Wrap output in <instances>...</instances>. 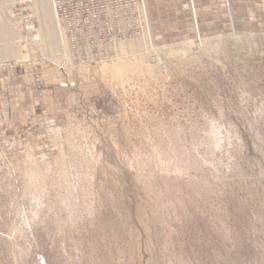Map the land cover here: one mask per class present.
Wrapping results in <instances>:
<instances>
[{"label":"rangeland","instance_id":"obj_1","mask_svg":"<svg viewBox=\"0 0 264 264\" xmlns=\"http://www.w3.org/2000/svg\"><path fill=\"white\" fill-rule=\"evenodd\" d=\"M193 1L198 32L144 0L148 33L104 28L87 63L50 0V34L36 0H0L1 77L36 102L0 129V264H264V0Z\"/></svg>","mask_w":264,"mask_h":264},{"label":"built area","instance_id":"obj_2","mask_svg":"<svg viewBox=\"0 0 264 264\" xmlns=\"http://www.w3.org/2000/svg\"><path fill=\"white\" fill-rule=\"evenodd\" d=\"M50 2L57 28L64 37L63 45L68 51L67 60H80V57H83L85 62H91L93 56L88 53L89 45H87L86 54L85 41L89 39H105L103 37L104 28L111 29L113 24L117 25L123 33H126L128 28L134 23L142 22L146 23L144 32L148 33L149 31L147 24L148 15L144 0L116 8L106 7L100 12L95 11L94 5H96L97 0H50ZM129 11L130 13H128ZM143 34L128 36L127 39L139 38ZM78 39L84 40L80 43ZM122 42L121 40H116L110 43L109 47L100 51V54H105L111 49L113 56H116L118 45ZM94 56L100 55L96 52ZM67 60L64 59V61Z\"/></svg>","mask_w":264,"mask_h":264},{"label":"crops","instance_id":"obj_3","mask_svg":"<svg viewBox=\"0 0 264 264\" xmlns=\"http://www.w3.org/2000/svg\"><path fill=\"white\" fill-rule=\"evenodd\" d=\"M166 3V8L163 11L167 12L168 16H173L176 13L180 15L186 14L191 20L192 27H195L198 32V24L195 15L194 1L187 0H148L150 6V12L153 15V19H158L159 9H154V4ZM236 1L233 0L232 12H237L238 7L235 5ZM191 6L192 11H191ZM217 4V2H216ZM219 4V1H218ZM247 4V3H246ZM247 8L243 11H246ZM180 28H184L185 25L180 22L178 25ZM19 72H8L6 77H1L0 74V129L8 126H22L31 121L34 112V106L36 105L35 98L31 92L30 78L24 75H18Z\"/></svg>","mask_w":264,"mask_h":264},{"label":"bare ground","instance_id":"obj_4","mask_svg":"<svg viewBox=\"0 0 264 264\" xmlns=\"http://www.w3.org/2000/svg\"><path fill=\"white\" fill-rule=\"evenodd\" d=\"M37 2H36V4H37V6H36V8L35 9H37V12H38V16H39V21H40V25L42 26V31L44 32V33H48V34H50V25H51V22H50V17H49V14H48V12H47V8H46V2H45V0H36ZM48 1V0H47ZM40 18H42V19H40ZM51 30H52V28H51ZM55 45L57 44V46H58V44H59V41H58V39H60V45L62 46L61 47V51H62V56H63V58L64 59H66L67 60V58H68V51H67V49L65 48V45H63V39H64V37H63V34L62 33H60L59 32V34H57L56 36H55ZM142 40L143 39H136V40H133V41H130V42H128V43H124L125 45H126V47L127 48H131V47H136V49H137V47H139L141 44H140V42H142ZM120 45V44H119ZM118 45V46H119ZM123 45V44H122ZM141 47V46H140ZM135 49V48H134ZM23 58V57H22ZM70 66V65H69Z\"/></svg>","mask_w":264,"mask_h":264}]
</instances>
